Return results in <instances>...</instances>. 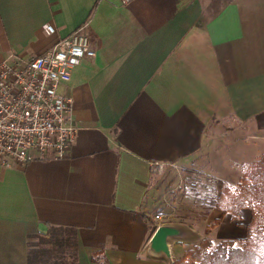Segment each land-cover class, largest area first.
Returning <instances> with one entry per match:
<instances>
[{
  "label": "crops",
  "instance_id": "obj_1",
  "mask_svg": "<svg viewBox=\"0 0 264 264\" xmlns=\"http://www.w3.org/2000/svg\"><path fill=\"white\" fill-rule=\"evenodd\" d=\"M84 22L95 55L58 88L74 142L61 159L0 167V264H27L39 234L63 247L68 230L77 264H168L148 252L162 225L146 212L153 171H200L219 194L264 155V0H0V63L29 61ZM220 214L177 225L172 260L206 238L241 245L250 209L206 234Z\"/></svg>",
  "mask_w": 264,
  "mask_h": 264
},
{
  "label": "built area",
  "instance_id": "obj_2",
  "mask_svg": "<svg viewBox=\"0 0 264 264\" xmlns=\"http://www.w3.org/2000/svg\"><path fill=\"white\" fill-rule=\"evenodd\" d=\"M127 4L131 0H120ZM87 23L29 61L12 56L0 63V167L24 168L48 152L63 158L75 139L71 98L58 92L71 80L72 70L95 52ZM55 32L53 26L44 28ZM161 224L160 215L154 217Z\"/></svg>",
  "mask_w": 264,
  "mask_h": 264
},
{
  "label": "trees",
  "instance_id": "obj_3",
  "mask_svg": "<svg viewBox=\"0 0 264 264\" xmlns=\"http://www.w3.org/2000/svg\"><path fill=\"white\" fill-rule=\"evenodd\" d=\"M237 185L225 186L219 194L203 198L198 218H205L213 208L220 211V217L205 228L207 234L226 213L236 219L242 209H250L252 215L241 245L222 241L212 250V243L206 238L173 264H264V155L249 166ZM140 217L150 224L145 216ZM151 225L154 231L156 226ZM26 246L27 264H77L75 235L71 230L66 232L63 247L51 246L47 236L41 234L29 237Z\"/></svg>",
  "mask_w": 264,
  "mask_h": 264
},
{
  "label": "rangeland",
  "instance_id": "obj_4",
  "mask_svg": "<svg viewBox=\"0 0 264 264\" xmlns=\"http://www.w3.org/2000/svg\"><path fill=\"white\" fill-rule=\"evenodd\" d=\"M150 186L146 212L160 215L166 223L184 227L201 221L198 213L203 198L217 195L219 188L213 177L175 166L154 170Z\"/></svg>",
  "mask_w": 264,
  "mask_h": 264
},
{
  "label": "water",
  "instance_id": "obj_5",
  "mask_svg": "<svg viewBox=\"0 0 264 264\" xmlns=\"http://www.w3.org/2000/svg\"><path fill=\"white\" fill-rule=\"evenodd\" d=\"M184 236V230L181 227L162 224L155 228L149 243L148 252L152 256H164L168 264H173L170 254L169 240L181 238Z\"/></svg>",
  "mask_w": 264,
  "mask_h": 264
}]
</instances>
